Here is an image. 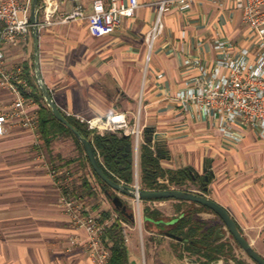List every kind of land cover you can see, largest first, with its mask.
Listing matches in <instances>:
<instances>
[{"label": "crops", "instance_id": "crops-1", "mask_svg": "<svg viewBox=\"0 0 264 264\" xmlns=\"http://www.w3.org/2000/svg\"><path fill=\"white\" fill-rule=\"evenodd\" d=\"M160 1L138 0L135 15L122 18L120 27L101 39L90 36L85 21L40 29L42 80L65 115L91 120L121 113L129 121L135 119L134 124L151 128L161 140L163 169L191 167L201 173L208 167L214 176L205 196L230 214L243 237L264 258V139L240 123L223 131L218 116H204L176 99L177 93L205 78L203 71L210 75L224 57L223 49L215 48L217 43L223 42L230 54L239 49L253 52L257 36L242 24L231 0L205 1L187 10L166 11L163 31L149 49L145 38L155 25ZM82 2L90 12L91 0ZM71 9L70 3L64 4L60 15ZM30 50L27 45L7 57L11 63L22 64L29 80L34 74ZM11 102L8 92L0 89V113ZM35 103L39 112V103ZM35 143L34 135L12 120L0 138V264H90L82 245L86 233L76 229L59 207V193L37 157H15L24 146L36 147ZM70 158L52 157L50 163L62 169L73 167L78 184L82 159L77 157L68 166ZM95 194L93 198L78 196L87 212L112 210L103 194ZM169 206L176 207L169 216L165 214L172 223L183 212L174 200L161 201L157 210L162 213L160 208ZM134 222L125 244L129 264L182 262L174 250L177 242L154 234L143 210L139 231ZM143 227L153 238L146 247Z\"/></svg>", "mask_w": 264, "mask_h": 264}, {"label": "built area", "instance_id": "built-area-1", "mask_svg": "<svg viewBox=\"0 0 264 264\" xmlns=\"http://www.w3.org/2000/svg\"><path fill=\"white\" fill-rule=\"evenodd\" d=\"M215 3L218 0H161L154 27L147 34L145 41L149 49L162 33L163 14L171 9L187 10L201 2ZM233 7L240 13L241 22L257 36L255 51L239 49L236 53L227 52L223 42L216 44V49H223L224 57L219 60L204 79H197L195 84L177 93L176 99L189 103L197 111L207 117H219L220 128L225 131L229 125L240 123L257 131L264 139V0H231ZM32 0H0V89L6 90L12 98L8 108L0 113V138L6 133V124L10 120L18 122L35 137L39 146V117L34 99L30 98L31 87L20 62H9L8 53L23 50L31 41L33 25L30 21ZM70 3L72 9L60 15L64 4ZM91 11L87 12L82 0H42L38 10V30L85 21L88 33L95 39L112 35L121 25L122 18L133 17L139 7L138 0H91ZM189 64V61L186 62ZM35 107V108H33ZM79 123L87 125L93 134L103 135V131L113 134H130L134 149L138 155L142 144V131L139 125L129 126L125 115L106 119L94 118L84 120L79 116L66 114ZM118 119V121H115ZM116 125V126H114ZM53 186L59 193V207L67 215L76 229H83L86 238L82 242L84 252L90 264H109V245L107 229L117 221L121 227L124 243L128 242L129 225L113 214L111 219L102 220L100 214H92L85 210L81 199L73 195L74 174L66 169H56L46 159L37 157ZM138 160L139 157H136ZM121 184L140 191L138 175L135 182ZM160 185H167L165 190L177 189L166 180L158 179ZM92 192L100 193V188L91 182ZM139 207L137 200H132ZM161 201H148L149 208L157 209ZM77 244L76 239L71 240Z\"/></svg>", "mask_w": 264, "mask_h": 264}, {"label": "trees", "instance_id": "trees-1", "mask_svg": "<svg viewBox=\"0 0 264 264\" xmlns=\"http://www.w3.org/2000/svg\"><path fill=\"white\" fill-rule=\"evenodd\" d=\"M41 5L42 0H39V8ZM32 68H34L33 64ZM26 78L31 87V94L29 97L39 103L38 134L43 141L45 149L50 150L53 141L60 136H67L73 139L76 147L85 155L82 146L74 137L73 133L58 122L47 108L42 99L41 92L36 85L34 74H32L30 80L28 77ZM62 114L82 136L90 140L99 164L107 177L118 183L120 181H124L128 184L133 182L132 165L128 164L122 157L121 152L117 150V147L124 143L122 136L110 132L103 135L93 134V132L88 129L87 125L79 123L75 118L67 117L64 113ZM49 158L52 160V157ZM84 159L90 168L95 182L100 188V193L104 195L105 191H109V189L100 182L99 178L92 171L87 157H84ZM159 160L160 159L155 156L151 144L144 141V144L140 147L139 155L142 189L150 191L165 190L168 188L167 185H160L158 183V179H163L166 180L170 186L177 189L188 190L189 185H194L198 190L202 191L204 175H198L191 167L176 171L166 170L160 166ZM73 162L74 160H69L66 164H71ZM211 179L212 178H209L206 184L207 187ZM72 189L73 195L77 197L79 195L90 198L96 197V194L92 192V186L87 177L81 179L78 184H74ZM144 202L146 203L148 201ZM179 203L180 207H186L187 211L176 217L173 223L164 220L163 214L157 209L149 207L143 209L144 220L147 225L154 226L158 230L160 236L170 238L177 242L174 250L179 260L196 258L203 264H212L219 261H223L224 264L228 261H232L235 264H247L242 259L237 258L235 254V246L237 247V245L230 236H228V238L223 237L222 239L218 238L215 240L214 238L215 235H217L216 231L219 226L209 225L197 217L203 211H208L206 208L188 202ZM179 208L177 209L178 211ZM113 214L117 215L119 220L128 225L134 223L115 209L103 211L100 213V216L104 221L111 219ZM106 233L108 240L111 242V247L109 248V264H129L128 252L121 233L120 224L117 221L113 222Z\"/></svg>", "mask_w": 264, "mask_h": 264}, {"label": "water", "instance_id": "water-1", "mask_svg": "<svg viewBox=\"0 0 264 264\" xmlns=\"http://www.w3.org/2000/svg\"><path fill=\"white\" fill-rule=\"evenodd\" d=\"M38 10L39 0H32L30 7V21L33 25V28L31 30V40L33 46V64L36 85L41 92L44 103L50 110L53 117L73 133L74 137L82 146V149L84 150V153L87 157L92 171L99 178L100 182L109 189V191H105L104 195L107 200L112 204L113 209L120 212L123 216L127 217L132 222H134L133 214L129 212L128 207L122 201L120 196H124L132 200H137L139 202L174 200L178 202H188L199 205L212 212L220 221V225L216 231L217 235H215L214 238L215 240L218 238L222 239L223 237H225L226 235L224 231H226L227 235L233 239L237 247L243 252V254L247 258H249L255 264H264V258L259 255L252 247V245L247 241V239L243 237L230 214L219 204L205 196V193L208 191V187L206 186V184L208 183L209 178H213L214 176L213 172L211 170H208V167H203L202 170L204 174V183L202 191L200 193L181 189L155 191L141 189L140 191L136 192L134 188L123 185L120 182H115L109 177H107V175L104 173L103 169L99 164V161L95 155L90 140L82 136L81 133L77 129H75L64 117V115L61 113V111L55 104L49 90L47 89L42 80L39 65V30L37 27L39 22ZM144 134L145 141L151 144L155 156L163 160L164 156L161 155L160 150L161 140L153 136V130L151 128H146ZM122 139L124 140V143L119 145L117 147V150L120 152H124L122 154V157L128 158V164L132 165V154L135 150L132 136L130 134H122ZM137 163L139 164V159L137 160ZM182 261L186 264H203L199 262L196 258H185ZM212 264H219V262H214Z\"/></svg>", "mask_w": 264, "mask_h": 264}, {"label": "rangeland", "instance_id": "rangeland-1", "mask_svg": "<svg viewBox=\"0 0 264 264\" xmlns=\"http://www.w3.org/2000/svg\"><path fill=\"white\" fill-rule=\"evenodd\" d=\"M30 44H32V40L28 43L29 50H30ZM30 55H31V60H32V55H33L32 46H31V50H30ZM120 115H123V114L119 113V114H116L114 116H117L118 117ZM134 116L138 118L139 117V114L138 113H135ZM126 122H127V124H129V126L135 125L134 124L135 119L134 120L132 119L131 121H129L126 118ZM114 126H116V125H114ZM144 131H145V129L142 131V142L145 141ZM105 133H109V132L103 131V134H105ZM122 134L120 133V134H118V136H122ZM40 139H41V137H40ZM10 156L12 157V155H10ZM41 156L46 157V159L49 162L51 161L49 157H73V158H70L69 160H74V162L77 161L76 160L77 157H81L82 163H80V165H82V171H81L82 175H81L80 179H83V178L87 177L89 179L90 184H91V182H94L95 183V179L92 176V173L90 171V168L86 164L85 159H84V157H86V155H84L76 147V145H75V143H74V141H73V139L71 137L60 136L59 138L55 139L53 141V144H52L50 150H46L45 149L43 142L40 143L39 146H36V147L31 146V145L28 146V147L27 146H24L22 148V150H20L18 153H16V156L15 157H35L36 158V157H41ZM132 157H133V163H132L133 183L135 182L136 175H138V180H139V183H140L141 182V180H140V178H141V171H140L139 164L137 163L136 157H138V155L136 154L135 150L133 151ZM73 163H71V164H73ZM51 165L54 168H56V169H62L61 167L55 166L52 163H51ZM67 165L69 166L70 164H67ZM76 167H78V166H76ZM66 170H68L69 172H71L74 175H77V174L74 173V172L77 173V171H75V170L73 171V167L72 168H69L68 167V168H66ZM198 174L199 175H204L203 174V171L201 173L199 172ZM76 182H77V179L74 178L73 179V184H75ZM188 190L191 191V192H195V193H200L201 192L194 185H189L188 186ZM98 195H101V193H98ZM104 197H105V195H104ZM120 198L122 199V201L128 207L129 212H131L133 214L134 221H136V223L138 225L136 227L137 228L136 231H139V228L141 226L140 224H141L142 210H143V208L147 207L146 204L145 203H140L139 207H137L136 203H134L133 201H131V199H129L127 197H124V196H120ZM106 200H107V198H106ZM108 204L113 209L112 204L109 201H108ZM174 209H176V207L174 208V207L169 206V207H162V208H160V210L162 211V214L164 213L163 214L164 220H166V221L169 220V217H166L165 214L169 216L170 213L174 212ZM179 210L181 212H186L187 211V208L183 206V207H180ZM201 214H202V216H199L200 215L199 214L197 217L199 219H203L202 221L205 222V223H207V224H209V225H213V222H215V221L219 222L218 218L212 212H210L209 210L208 211H203ZM134 224H135V222H134ZM134 224L132 223L131 225L134 226ZM219 225H220V222L218 223L217 226H219ZM150 228H152V231H154L153 232L154 234H157L158 235L159 232H158V230L154 226L151 225ZM145 231H146V227H143L142 236L144 238V244H145V247H146V245L148 246V243L149 242L153 241V238L149 237L148 234L145 233ZM224 233H225L226 236H228L226 231H224ZM137 234L138 233H134L133 234V237H136L137 238L136 239L137 241L138 240L141 241V238L138 239V235ZM127 237H128V239H129V237H131V230H129V229L127 230ZM235 254H236V256H237L238 259H242L243 261H245L248 264H255L249 258H247L243 254V252L239 248H237L236 246H235ZM139 264H141V262ZM180 264H185V263L182 261Z\"/></svg>", "mask_w": 264, "mask_h": 264}, {"label": "flooded vegetation", "instance_id": "flooded-vegetation-1", "mask_svg": "<svg viewBox=\"0 0 264 264\" xmlns=\"http://www.w3.org/2000/svg\"><path fill=\"white\" fill-rule=\"evenodd\" d=\"M123 153H124V152H121V155H122ZM124 159L127 161L128 158H124Z\"/></svg>", "mask_w": 264, "mask_h": 264}, {"label": "bare ground", "instance_id": "bare-ground-1", "mask_svg": "<svg viewBox=\"0 0 264 264\" xmlns=\"http://www.w3.org/2000/svg\"><path fill=\"white\" fill-rule=\"evenodd\" d=\"M115 121H118V119H116Z\"/></svg>", "mask_w": 264, "mask_h": 264}]
</instances>
